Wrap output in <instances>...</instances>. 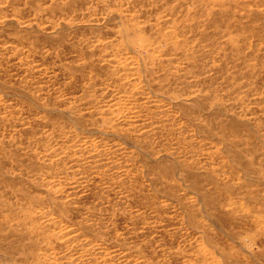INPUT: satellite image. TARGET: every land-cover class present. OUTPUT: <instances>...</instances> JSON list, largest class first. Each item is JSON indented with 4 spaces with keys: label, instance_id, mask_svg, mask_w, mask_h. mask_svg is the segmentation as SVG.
<instances>
[{
    "label": "rangeland",
    "instance_id": "1",
    "mask_svg": "<svg viewBox=\"0 0 264 264\" xmlns=\"http://www.w3.org/2000/svg\"><path fill=\"white\" fill-rule=\"evenodd\" d=\"M0 264H264V0H0Z\"/></svg>",
    "mask_w": 264,
    "mask_h": 264
}]
</instances>
